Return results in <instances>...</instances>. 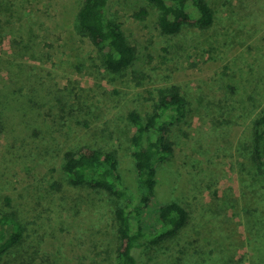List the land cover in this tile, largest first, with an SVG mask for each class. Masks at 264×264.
Wrapping results in <instances>:
<instances>
[{
  "label": "rangeland",
  "instance_id": "1",
  "mask_svg": "<svg viewBox=\"0 0 264 264\" xmlns=\"http://www.w3.org/2000/svg\"><path fill=\"white\" fill-rule=\"evenodd\" d=\"M207 1L211 26L164 34L150 1L112 0L108 16L135 47L133 63L112 73L77 29L83 0H0V211L23 227L0 264H114L121 201L70 185L63 154L114 149L134 191L128 112L145 116L171 84L186 115L170 127L174 151L157 164L141 224L158 232L171 200L189 221L137 249V264H264V176L251 160L252 120L264 111V0Z\"/></svg>",
  "mask_w": 264,
  "mask_h": 264
},
{
  "label": "trees",
  "instance_id": "2",
  "mask_svg": "<svg viewBox=\"0 0 264 264\" xmlns=\"http://www.w3.org/2000/svg\"><path fill=\"white\" fill-rule=\"evenodd\" d=\"M148 1L159 10L158 25L164 34H177L185 24L205 29L214 20V11L207 0ZM111 2L83 0L76 13V26L97 47L105 69L120 73L133 63L135 47L120 23L108 16ZM185 103L180 86L171 84L158 88L157 100L145 116L136 110L128 112V119L135 127L130 139L136 172L134 191L123 183L114 149L82 145L64 151L62 169L70 185L104 190L121 201L114 209L119 241L114 264H137V249L172 239L188 225V211L176 200L159 206L156 219L158 232L149 233L141 224L143 211L154 194L157 164L169 160L173 154V143L168 134L171 126L183 121ZM251 146V160L264 176V111L258 112L252 120ZM6 200L9 202V198ZM22 235L23 227L15 213L0 211V259L21 241Z\"/></svg>",
  "mask_w": 264,
  "mask_h": 264
}]
</instances>
